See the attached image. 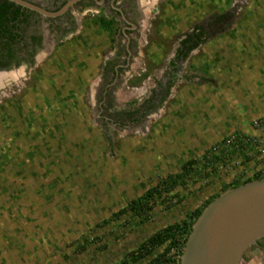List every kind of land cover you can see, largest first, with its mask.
Returning a JSON list of instances; mask_svg holds the SVG:
<instances>
[{
	"label": "rangeland",
	"instance_id": "rangeland-1",
	"mask_svg": "<svg viewBox=\"0 0 264 264\" xmlns=\"http://www.w3.org/2000/svg\"><path fill=\"white\" fill-rule=\"evenodd\" d=\"M180 1L187 7L179 12V32L204 11L198 3H208ZM228 1L210 0V7L220 11ZM231 5L236 6L230 28L189 56L184 73L191 77L176 81L143 129L116 128L97 118L98 104L88 88L98 73L97 56L87 55L83 66L80 55L68 59L59 51L25 79L13 69L0 85V264L127 262L152 234L260 169L264 137L251 158L213 165L203 158L228 145L224 140L237 131L255 126L262 128L257 136H264L259 122L264 118V0ZM164 58L151 52L134 67L133 78L123 85L134 102L152 90L157 70L149 66ZM194 159L198 162L177 185L151 200V209L146 205L139 214L126 210L114 216ZM262 256L250 246L241 264H259Z\"/></svg>",
	"mask_w": 264,
	"mask_h": 264
},
{
	"label": "flooded vegetation",
	"instance_id": "flooded-vegetation-1",
	"mask_svg": "<svg viewBox=\"0 0 264 264\" xmlns=\"http://www.w3.org/2000/svg\"><path fill=\"white\" fill-rule=\"evenodd\" d=\"M27 1L54 11L67 0ZM235 1L221 5L224 9L220 11L210 7L214 6L210 0L198 3L204 11L181 32L177 27L179 12L187 6L180 0H80L57 17H44L20 6L22 15L8 22L11 33L6 31L4 18H0V85L14 70L17 76L26 75L46 56L59 51L68 59L80 55L85 60V63L80 60L83 66L87 55H94L99 57L98 73L88 88L93 89L92 96L98 104L97 118L116 128L143 129L148 117L159 111L161 103L170 96L176 81L191 77L184 73L189 56L207 41L225 35L236 6L231 4ZM151 52L164 54L166 58L149 66L157 70V79L151 81L152 90L134 102L135 95L124 92V82L133 78L134 67L140 66L143 56ZM77 77L80 84L84 83L85 73ZM21 81L17 85H22ZM87 99H92L90 92ZM263 241L264 237L251 245L263 255L259 264H264Z\"/></svg>",
	"mask_w": 264,
	"mask_h": 264
},
{
	"label": "water",
	"instance_id": "water-1",
	"mask_svg": "<svg viewBox=\"0 0 264 264\" xmlns=\"http://www.w3.org/2000/svg\"><path fill=\"white\" fill-rule=\"evenodd\" d=\"M44 17L63 15L80 0L50 11L27 0H7ZM264 237V178L230 188L212 200L194 221L180 264H241L243 254Z\"/></svg>",
	"mask_w": 264,
	"mask_h": 264
},
{
	"label": "trees",
	"instance_id": "trees-1",
	"mask_svg": "<svg viewBox=\"0 0 264 264\" xmlns=\"http://www.w3.org/2000/svg\"><path fill=\"white\" fill-rule=\"evenodd\" d=\"M20 6H16L14 3L7 0H3L0 4V18H4L6 24V31L11 33L10 28L8 29V22L14 21V19L19 18L22 15L19 9ZM260 126H264V118L259 119ZM259 128V127H258ZM252 130L246 129L249 132L237 131L230 135L224 140H229V144L220 149L219 152L213 151L209 156H204V159H210L209 163L212 165L217 161L221 162L225 159H231L233 157H243L251 158L256 154L258 143L262 136H257L256 132L262 133V128L257 129L255 126L251 128ZM261 130V131H260ZM264 139V138H263ZM198 161L188 160L186 161L181 171L182 173H177L174 176H170L167 179L161 180L157 185L151 187L143 192L138 198L133 199L129 202L127 207L121 209L118 214L125 212L126 210H131L136 214H139L144 206L147 205L146 209H151V205L148 204L151 200H155L157 197H162L164 192L169 191L173 186L178 184V180L189 172ZM261 166L253 175L247 177L244 180H238L235 183L229 184L223 188V192L229 188H234L238 185L250 182L252 180L264 178V159H260ZM220 193L210 197V199L205 203L202 208L195 209L189 212L183 219L175 223H171L166 227L158 230L145 241H143L139 247L129 254V261L137 262L146 255H149L150 259L145 264H180V256L182 254L186 239L191 231L192 224L201 214L203 209ZM154 252V255L152 253ZM125 260L121 264H128Z\"/></svg>",
	"mask_w": 264,
	"mask_h": 264
}]
</instances>
